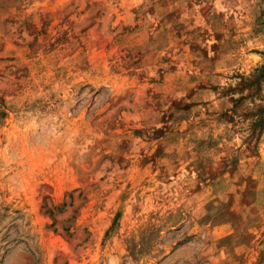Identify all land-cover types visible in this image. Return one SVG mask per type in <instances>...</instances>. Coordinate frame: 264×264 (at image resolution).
<instances>
[{
  "label": "rangeland",
  "instance_id": "rangeland-1",
  "mask_svg": "<svg viewBox=\"0 0 264 264\" xmlns=\"http://www.w3.org/2000/svg\"><path fill=\"white\" fill-rule=\"evenodd\" d=\"M0 264H264V0H0Z\"/></svg>",
  "mask_w": 264,
  "mask_h": 264
}]
</instances>
